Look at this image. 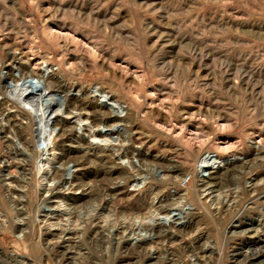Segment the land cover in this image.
Masks as SVG:
<instances>
[{
  "label": "rangeland",
  "instance_id": "rangeland-1",
  "mask_svg": "<svg viewBox=\"0 0 264 264\" xmlns=\"http://www.w3.org/2000/svg\"><path fill=\"white\" fill-rule=\"evenodd\" d=\"M0 59V70L10 63V73L19 63L36 74L52 68L47 82L58 94L52 118L60 147L41 151L37 159L30 154L35 136L42 145L53 135L35 124L38 111L30 99L17 97L21 88L13 94L12 76L6 75L0 81V264H158L156 255L182 264L188 258L182 246L206 243L198 256L208 254L207 247L214 251L199 264H264V0H0ZM78 91H91L90 100L102 103L112 99L117 110L126 107L125 118L115 122L129 131L92 134L115 122L103 113L97 115L101 123L92 125L90 113L78 108L86 100L74 96ZM27 114L34 120L30 124ZM13 133H21L28 147ZM79 135L91 153L83 165L71 167ZM7 138L26 155L16 154ZM129 146L145 153L146 178H130L111 198L105 186L122 184L123 167L133 171L122 154L137 157ZM52 153L60 158L54 159L55 166L61 163L58 177L64 180L70 168L75 181L88 184L81 187L84 193L69 192L70 205L41 200L49 183L38 177L37 164L47 169L44 159ZM225 158L231 162L220 161ZM168 164L176 165L174 179L162 175ZM199 166L213 174L203 187L195 174ZM10 171L23 187L7 183ZM251 185L258 189L254 194ZM151 195L175 205L184 216L179 229L193 226L192 231L178 233L174 242L155 233L143 248L126 249L118 243L125 224L173 218L159 213L127 220L133 209L146 211ZM48 207L49 212L43 209ZM68 207L69 218L62 212ZM83 228L78 236L75 230ZM61 229L65 232L55 236L46 232ZM197 235L204 238L195 242Z\"/></svg>",
  "mask_w": 264,
  "mask_h": 264
},
{
  "label": "bare ground",
  "instance_id": "bare-ground-1",
  "mask_svg": "<svg viewBox=\"0 0 264 264\" xmlns=\"http://www.w3.org/2000/svg\"><path fill=\"white\" fill-rule=\"evenodd\" d=\"M57 33L58 32H54ZM82 47V46H81ZM18 57L15 56V53L11 55V61L12 62H16L18 61ZM10 61V62H11ZM11 62V63H12ZM3 62L0 59V65ZM10 63H8L9 65ZM6 65V70L2 71L0 70V81L3 80L4 82H6L7 78H5L6 75H11L12 79L11 81H9V83H11V88L13 91V94L16 93V91L18 89H22L21 92H19V94L17 95L18 98L23 97L25 99H30L31 100V105H33V107L35 108L36 111H38L35 114V117L37 118V122H35V124L37 123V125L40 126H44L46 128V130H49L50 134H52V138L48 141H46V138L43 139V144L40 145V140H39V136H35L36 138V142L37 145L36 146H31L30 148V154L33 155L34 158H39L41 155V151L44 152L46 150H54V149H60L59 145L55 142V140H53L54 135L57 133V127L55 126L54 123V119L52 118L53 113L55 112V109H52V105L54 104L55 100L53 98L54 95H58L57 93H53L51 92V90L49 89V85L47 82V77H50L52 74V68L50 67H46L44 69H42V71L39 74H36L34 72V70H32L31 68H28V66L26 65H21L16 64L15 66V70L16 73H10V69L11 67ZM59 67V66H58ZM57 67V70L60 68ZM58 77V76H57ZM58 79V78H57ZM15 80H18L19 82H15ZM4 85V84H2ZM6 86V84L4 85ZM3 86V87H4ZM18 87V88H17ZM7 88V87H6ZM95 90L101 92V93H105L103 91H101L98 87L94 88ZM93 89V90H94ZM78 90V89H77ZM61 91V90H60ZM79 92V91H78ZM93 92V91H92ZM96 92V91H95ZM91 91L89 92V94H81L79 93H74V96L77 98L78 97H85L86 100L83 98V102L82 106H79L78 108L80 110H84L86 112L90 113V121L92 125H97L98 122L101 123V119L98 120L99 118L97 117L98 114H106L107 115V120L109 121H117V120H123L126 116V107H120L119 110L115 109L114 105L115 103H113L114 100L111 99V102H106V103H102V102H98L96 99L90 100L92 95L90 94ZM4 94V92H3ZM2 94V95H3ZM9 94V93H8ZM70 94V91L67 92L66 95L63 96V99ZM4 96V95H3ZM62 96V95H61ZM17 98V99H18ZM38 99L37 103L34 105L32 104V102L35 99ZM112 98V97H111ZM80 99V98H79ZM82 101V100H81ZM35 102V101H34ZM79 103V102H78ZM75 106V105H74ZM59 109L64 110V107L61 106ZM69 109V108H68ZM74 109H76V106L74 107ZM57 110V109H56ZM78 110V109H77ZM66 112V111H65ZM24 113V112H23ZM26 114V113H24ZM4 115V114H3ZM11 116V115H10ZM16 116V115H15ZM100 116V115H99ZM28 117V114L27 116ZM24 118V117H23ZM4 119V118H3ZM2 119V120H3ZM1 120V119H0ZM6 121L9 123V118L6 119ZM29 124L31 122H33V117H28ZM7 123V124H8ZM104 123V122H103ZM33 124V123H32ZM12 126V124H11ZM105 126V125H104ZM103 126V127H104ZM3 129H5L6 132H12V127H4L2 126ZM109 129H97V130H93L92 134L95 135H105L107 133H111V131L113 130L114 132H116L118 135L120 134H126L127 130L126 128L123 127L119 128L116 127V122L114 124L109 125ZM42 129V127H41ZM71 129V128H70ZM19 130V129H18ZM59 131V130H58ZM61 131V130H60ZM123 131V133H122ZM61 133V132H60ZM59 133V135H60ZM64 134V132H63ZM32 135V133H31ZM66 135V134H65ZM13 137H16V139H18V143H20V145H24L25 148L28 147V142H24L25 139L22 136L21 133H18V136L15 135V133L12 134ZM34 136V135H33ZM64 136V135H63ZM67 136V135H66ZM69 137V136H68ZM63 138V137H62ZM125 138V137H124ZM124 138L119 139L120 140H124ZM6 139V138H5ZM10 142V144L13 145V141L9 138H7V142ZM31 141V140H30ZM61 141V139H60ZM80 141L82 142V137L81 135H79V140L77 141V146H76V152H78L79 154L75 157V159L71 160L72 164L71 167H80L81 165H83V161L86 158V155H89L90 152V143L86 142V145L83 146L82 143H80ZM35 142V141H34ZM63 142V141H62ZM125 142L129 143L128 140H126ZM32 144V143H31ZM255 147H258L259 145H257L256 143ZM33 145V144H32ZM35 145V144H34ZM135 146V144H134ZM23 147V146H22ZM137 148V147H136ZM132 146H129V149L135 150L136 151V155L137 157H131V152L125 150L122 151V154L127 157L129 165L131 166L132 172H130L129 170H127V168L123 167V170H125L126 172V176L122 179L123 182L122 184L119 183V181H111L107 186H105L104 188V192H106V195H110L111 198H114L119 192H121L122 188H123V184L125 182H127L130 178H133L134 180L138 181V182H143L146 178L145 176V172L143 171V169L141 168V160H142V155H144L145 153L142 152L141 149H136ZM127 149V148H126ZM13 150L16 154H21V155H26L24 151H21L19 149L16 148V146L13 145ZM23 150V149H22ZM90 152V153H89ZM121 152V151H120ZM146 152V151H145ZM215 156H213L212 158H214ZM218 158H221L220 156H216ZM145 158V156H144ZM211 158V159H212ZM54 159H57V161H59L60 158L56 157V155L54 153H52L51 157L48 159H44V163L49 164L47 169H44L43 167H41L42 165L37 164L38 165V170H36V173L39 174L38 177H40L41 180H46L49 184H46L43 189L42 192H44V195H42L41 200L42 199H57L58 201H61L62 203H64L65 205H70L71 202L74 200V197H71L72 195L69 194L70 191H74L75 189H81V192L84 193V189L81 188L84 185H88L87 182L82 181L81 182H77L74 179V176L76 175L73 170H70V168L68 169V172L66 173L67 177L65 176L64 180L61 179V177H58V173L60 171L59 166L61 165V163L59 162V166H55V161ZM83 159V160H81ZM203 159V158H202ZM213 160V159H212ZM214 161V160H213ZM221 162H223L224 164H228L231 162L230 158H225L220 160ZM37 162V161H36ZM83 162V163H82ZM202 163H204V160L201 161ZM200 162V163H201ZM206 162V161H205ZM114 163V162H113ZM159 163V162H158ZM214 163V162H212ZM5 165V164H4ZM170 165L169 167L165 168V170L162 171V175L166 176L167 179H174L177 176V173L175 171V164H168ZM6 167H11V165L9 163H7ZM114 167V166H113ZM121 167V166H120ZM119 169H122L120 168ZM125 168V169H124ZM117 170V169H116ZM115 172V171H114ZM194 172V171H193ZM31 174V173H30ZM37 174V175H38ZM194 174V173H192ZM195 174L197 177H199V185H202L207 182V180L212 179L213 174L211 173V171H209L208 168H204L203 166H199L198 168L195 167ZM9 176L6 177V180L8 181L7 183L17 185V186H22L20 185V179L18 177L13 176V172L10 171V174H8ZM35 175V172L32 174ZM125 175V174H124ZM259 175V174H258ZM29 176V175H28ZM262 176V175H261ZM32 177V176H31ZM34 177V176H33ZM259 178V177H258ZM38 179V178H37ZM140 181H139V180ZM263 179V178H262ZM6 183V184H7ZM92 183V182H91ZM209 183V182H208ZM214 184V183H213ZM99 185V184H98ZM207 185V183H206ZM209 185V184H208ZM215 186V185H214ZM217 186V185H216ZM221 186V185H220ZM250 186V185H249ZM23 187V186H22ZM89 187H91L90 185L87 186L88 189L86 192L87 195L90 194V192L92 191L91 189H89ZM205 187V186H204ZM216 188V187H214ZM219 188V187H218ZM247 188V187H246ZM21 190V189H20ZM250 191L256 192L258 189H256L255 185H251ZM80 191V190H79ZM232 191V190H231ZM150 192V191H149ZM206 192V191H205ZM95 193V192H94ZM97 193V192H96ZM261 192H259L257 194V198H260L262 196V194H260ZM85 194V195H86ZM254 194V193H253ZM103 195V194H102ZM215 195V194H214ZM152 196V195H151ZM37 197V196H36ZM149 198V197H148ZM215 198V197H214ZM264 199V198H263ZM262 199V200H263ZM112 200V199H111ZM211 200V199H210ZM246 202V201H245ZM212 203V202H211ZM214 203V202H213ZM226 204V203H225ZM144 205V204H143ZM146 206V211L143 213H139L137 214V212L135 211V209L132 210L131 214L129 216H126V218H129L127 220L132 219L133 217L138 218H142L144 217L146 214L147 216H150L152 214H159V213H164V215H169V213H171L173 215V218L171 220H159L153 223H134V222H129L128 225L125 224V227H122V231L123 233H121L122 235L120 236V238L118 239V243L125 245L127 248L126 249H130V247H134V248H143V245L146 244L147 242H152L151 239H153L154 234L156 233V238H163L166 242H174V240H177L178 238V233H183V234H187L189 231H192V227L189 228H183V229H179L180 225H182V223L184 222L183 218L184 216L181 214L180 211H176V206L173 205L171 203H165V199H162L158 196H152L150 201L145 205ZM178 206V205H177ZM210 206V205H209ZM69 208V207H68ZM64 209L62 210V212L64 214H67V218L71 217V212L70 209ZM74 208V207H72ZM178 208V207H177ZM45 211L49 212V207L47 209L43 208ZM103 209H107L106 206L103 207ZM23 210V209H22ZM43 210V211H44ZM180 210V208H179ZM107 211L109 212V210L107 209ZM116 211V210H114ZM176 211V213H175ZM182 211V210H181ZM221 211V210H220ZM256 212V211H255ZM74 213V212H72ZM186 213V212H185ZM191 213V212H190ZM75 214V213H74ZM82 214V213H81ZM115 214V213H113ZM200 214V213H199ZM144 215V216H143ZM236 215V213H235ZM75 217V216H73ZM124 217V216H123ZM72 219V218H71ZM134 219V218H133ZM169 219V218H168ZM260 220V218H259ZM152 221V220H151ZM124 223V222H123ZM238 223V222H237ZM257 223L260 224L261 221L257 220ZM121 225V224H120ZM66 227V226H65ZM87 227V226H86ZM89 227V226H88ZM186 227V226H185ZM143 230V233H140L139 231ZM252 230V229H251ZM264 230V229H263ZM21 231V230H20ZM57 231V230H56ZM90 231V230H89ZM48 236H55V234L58 233H63L65 232V229H61L59 232H51L49 230L46 231ZM71 232V231H70ZM74 232V231H73ZM75 232L78 234V236H82V234L84 232H86V228H83V230H75ZM74 232V233H75ZM92 232H95V230H91L90 233L92 235H94ZM97 232V230H96ZM125 232V235H123ZM254 232V231H253ZM69 233V232H68ZM180 233V234H181ZM87 234V233H86ZM89 234V232H88ZM90 234V235H91ZM179 234V235H180ZM118 235V234H117ZM123 236L125 238H123ZM135 237L134 239H131V237ZM182 236V235H181ZM203 235H197L194 237L193 241L198 242L200 239H202ZM86 238V237H85ZM183 238V237H182ZM204 238V237H203ZM115 243V242H114ZM161 243H163V241H161ZM191 243V241H190ZM189 244V243H187ZM207 244V243H206ZM205 245H189V246H182V250H183V255L187 256L188 258H186L183 262H181L182 264H199L202 263L204 261L205 257H208L209 259L211 258V255L213 253V249L212 248H206L208 251V254L203 255V257H199L198 253H197V249H201L204 250ZM162 245V244H161ZM73 246V245H71ZM77 246V245H76ZM212 246V245H211ZM80 247V246H79ZM145 247V246H144ZM168 248V247H166ZM79 249V248H78ZM77 249V250H78ZM146 249V248H145ZM63 251H61V254L66 253V249H62ZM166 250V249H165ZM171 250V249H170ZM220 250V249H219ZM168 251V250H167ZM221 251V250H220ZM63 252V253H62ZM68 252V251H67ZM130 252V251H129ZM139 252V251H138ZM146 252V251H145ZM120 253V252H119ZM140 253V252H139ZM160 253V252H159ZM250 253V252H249ZM248 253V254H249ZM12 254V253H11ZM60 254V253H59ZM161 254V253H160ZM132 255V254H131ZM135 255V254H134ZM219 255V254H218ZM217 255V256H218ZM251 255L255 256V253H252ZM12 257H16L17 255L12 254ZM216 256V257H217ZM70 257V256H69ZM119 257H121L119 255ZM153 257V256H152ZM159 255H156L153 258L151 257H147V260H155L158 262V264H179L177 259H167V258H158ZM190 257V258H189ZM247 257V256H246ZM82 258V257H81ZM132 258V257H131ZM17 259V258H16ZM117 259V258H116ZM125 258H120L118 261L122 262L124 261ZM23 261V260H22ZM66 261V260H65ZM70 261V260H69ZM75 261V260H74ZM145 263V262H144ZM143 263V264H144ZM150 263V262H149ZM208 263V262H207ZM69 264V263H68ZM90 264V263H89ZM122 264V263H121ZM123 264H127V263H123ZM130 264V263H129ZM205 264V263H204Z\"/></svg>",
  "mask_w": 264,
  "mask_h": 264
}]
</instances>
